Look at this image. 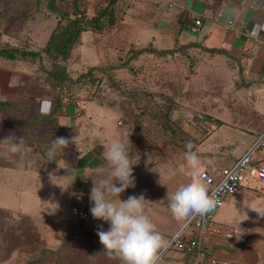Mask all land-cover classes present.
I'll return each instance as SVG.
<instances>
[{
	"label": "rangeland",
	"instance_id": "obj_1",
	"mask_svg": "<svg viewBox=\"0 0 264 264\" xmlns=\"http://www.w3.org/2000/svg\"><path fill=\"white\" fill-rule=\"evenodd\" d=\"M108 3V0L77 1L87 29L81 33L70 57L59 61L66 67L71 80L58 85L47 74L53 68V59L42 50L47 31L53 20L58 22L60 11L50 10V0H0V16L6 20L4 30L9 35L8 43L41 53L40 58L29 59L31 71L23 78V90L18 97L19 112L29 115L39 112L40 108L34 103L42 99L53 103L57 93V96L61 95L63 104L58 115L67 113L70 128L64 127L63 123L57 131L48 126L41 127L44 128L40 130L42 138H78L80 129L84 130L87 125L88 128L95 127L93 132L99 151L103 148L100 139L105 143L115 138L129 139L133 170L146 173L147 182L150 171L145 167V153H148L153 157L152 164L161 172V176L158 172L151 173L158 175L157 181L161 184L158 191L163 199L146 200L145 208L170 210L165 191L173 183L176 190L183 176L178 174L169 179L166 170L168 166L187 169L183 156L186 142H192L193 151L201 160V168L206 167L218 180L221 177L218 169L223 167L222 163L229 161L234 156V150L240 148L235 143L238 135H248L249 138L254 133V141L258 138L256 127L264 125V89L256 87L255 81L249 80L235 62L200 48H185L176 43L168 49V53L143 52L129 59L131 51L152 46V41L147 36H136L134 41L138 42H130L118 30L128 17L147 21V27L152 29L154 12L147 3L144 4L145 1L120 0L112 5L116 20L114 25L110 26L104 16V26L100 30L92 29L89 25L91 19ZM55 4L72 15L74 0H55ZM124 61L127 62L125 66L112 67ZM92 66L96 69L92 74H86ZM10 111L3 113L9 114ZM3 113H0V139L14 132L23 137L24 143L22 154L17 156L0 147V168L11 171L15 160L22 158L26 162L39 158L57 159L58 163L71 151L76 154L83 152L69 143L67 147L71 149L57 148L50 159L48 150L38 151L36 143L26 141L27 133L39 129L41 123L25 125L26 121ZM34 139L39 138L34 136ZM257 154L253 159L261 162ZM61 164H57V173H66L71 168L66 163ZM45 169L49 170L48 167ZM105 173L102 174L105 176ZM244 185L247 187L235 194L242 195L241 199H236L231 206L225 201L215 219L220 224L249 226L250 233L259 229L263 231L259 233L264 234V217H259L248 208L252 203L264 206V184L250 182ZM206 188L209 190L210 187ZM253 190L255 192L250 193ZM234 216L242 219L247 216L249 221L233 220ZM174 219V222L180 220L175 216ZM78 243L77 247H84L85 242ZM172 252L174 250H168L163 258ZM81 257L90 258L85 254Z\"/></svg>",
	"mask_w": 264,
	"mask_h": 264
},
{
	"label": "crops",
	"instance_id": "obj_2",
	"mask_svg": "<svg viewBox=\"0 0 264 264\" xmlns=\"http://www.w3.org/2000/svg\"><path fill=\"white\" fill-rule=\"evenodd\" d=\"M142 1L154 12V27L150 29L147 27V21H136L128 17L118 30L121 35H126L128 41L138 42L134 41L136 36H147L158 50L169 49L176 43L179 46L193 44L194 48L200 49H220L222 53L214 54L235 62L249 80L255 81L256 87L264 89V0ZM196 18L200 19V25L194 23ZM56 24L57 19L53 20L47 31L45 44ZM5 26L6 20L0 16V47L13 46L8 43L9 35L4 30ZM30 71L29 59L0 57V101L19 105L18 97L21 96L22 84L25 81L23 78ZM42 100L46 101L44 105ZM42 100L34 103L40 111L32 115L15 111L6 114L26 121L25 125H28L34 116L47 114L52 109V101ZM0 113L3 111L0 110ZM67 118L69 119L67 113H56L48 121L41 123L39 129L28 132L26 141L36 143L38 151L49 150L53 138H42L40 130L44 128L41 127L48 126L57 131V127L63 123L64 127L70 128ZM94 128L85 125V129H80L78 138H75L77 144L73 143V146L83 151L80 154L71 151L69 156L62 158L58 163L57 159L49 161L39 158L27 162L23 158L19 159L20 161L16 159L11 171L0 168V264H123L118 257L114 254L110 256L103 249L96 235L98 225L103 224L105 230L109 225L94 219L89 211V194L92 187L90 175L106 172L107 176L110 171L102 156L104 148L98 150L100 148L95 141ZM256 130L258 131L255 133L259 136L264 130V125L256 127ZM253 135L249 138L248 135H238L235 143L239 144L240 148H233L234 156L222 163V166L233 164L254 142ZM34 136L39 139H34ZM67 149H71L70 146ZM61 163L70 165L74 171L71 174L69 171L57 173V164ZM47 167L49 170L45 169ZM133 174L136 177L135 188L126 189L120 194V199L126 200L129 195L140 194L151 202L158 198L163 199L158 191L161 184L157 181V174L150 172L146 178L147 182L146 173L144 175L133 170ZM173 185L174 183L165 191V199L167 192H174ZM80 193L83 195L78 198ZM241 196L227 198L226 205L231 206L232 202L240 200ZM75 207L87 211V218L80 219L75 216L72 212ZM145 213L150 216L165 242L179 232L189 219L179 218L180 220L174 222L171 210L161 208H145ZM244 218L234 216L232 219L245 223L246 220L249 221ZM215 222L219 224L217 219ZM234 227L242 231L239 237L229 240L218 235L207 236L202 239L204 248L213 255L230 261V264H264V234L259 233L263 231L257 229V232L250 233L249 226ZM186 233L196 235V229L190 227ZM78 242H85L84 247H77ZM160 250L156 264H195L192 254L174 250L164 259L165 254L161 255ZM84 254L90 258L83 259L81 256Z\"/></svg>",
	"mask_w": 264,
	"mask_h": 264
},
{
	"label": "clouds",
	"instance_id": "obj_3",
	"mask_svg": "<svg viewBox=\"0 0 264 264\" xmlns=\"http://www.w3.org/2000/svg\"><path fill=\"white\" fill-rule=\"evenodd\" d=\"M23 143V137L14 132L0 139V147L13 156L22 154ZM69 143H76L75 137L71 140L66 137L53 139L47 155L51 159L57 148L65 149ZM99 143L104 148L102 156L110 169L107 176L99 173L90 175L92 187L89 194V211L94 219L109 225L107 230L103 224L97 226L96 235L99 242L110 256L114 254L123 264H156L158 250L165 246V241L150 216L145 213V196L129 195L126 200L120 199L121 193L136 186L131 142L129 139L125 141L115 138L108 143L100 139ZM185 148L183 156L187 169L168 166L166 170L169 179L177 177L178 174L183 176L177 189L167 192L168 206L177 218L205 216L217 207L219 200L208 192L203 182L201 160L197 152L193 151L192 142H186ZM145 156L146 169L158 172L161 176V172L152 164L153 157L148 153H145ZM73 171L74 169L69 168L70 174ZM82 195L83 193H80L78 198ZM248 208L255 211L259 217H264V206L252 203ZM244 219H247V216Z\"/></svg>",
	"mask_w": 264,
	"mask_h": 264
},
{
	"label": "built area",
	"instance_id": "obj_4",
	"mask_svg": "<svg viewBox=\"0 0 264 264\" xmlns=\"http://www.w3.org/2000/svg\"><path fill=\"white\" fill-rule=\"evenodd\" d=\"M194 23L200 25L201 21L196 18ZM262 41L264 43V38ZM256 152H258L257 157L264 161V130L233 164L218 169L221 176L218 180L207 168L201 169L203 182L205 186L210 187L208 192L215 195L219 203L212 212L205 216L194 215L190 217L180 231L165 242V246L160 250L161 255L172 249L192 254L195 264H230L228 260L219 258L206 250L202 244V239L207 236L218 235L232 240L242 233L234 226L216 223L215 216L225 200L234 196L244 186V183L254 181L264 184V163L253 159ZM72 212L80 219H85L88 216L87 211L76 207L73 208ZM190 227L196 229V235H186V231Z\"/></svg>",
	"mask_w": 264,
	"mask_h": 264
},
{
	"label": "trees",
	"instance_id": "obj_5",
	"mask_svg": "<svg viewBox=\"0 0 264 264\" xmlns=\"http://www.w3.org/2000/svg\"><path fill=\"white\" fill-rule=\"evenodd\" d=\"M51 1V7L50 10H53V12H56V10L60 11V18L58 19V22L55 26V28L51 31L50 36L46 42V44L43 46L42 52H44L46 55L50 56L53 59V68L51 70L47 71L48 76L53 79L54 83H57L58 85H61L60 83H64L67 80H71L67 74L66 67L59 63L61 60H66L70 57L71 52L74 48V46L79 42L80 35L83 31L87 29V27L83 24V18L82 14L80 12V9L78 8L77 1L74 0V10L72 12V15L69 14L65 10H61V8H58V6L55 4V0ZM109 3L105 6H103L100 9V13L97 14V16L93 17L91 19V22L89 25L92 29L100 30L104 26V19L103 17L106 16L108 19V24L110 26L114 25L115 23V14H114V7L112 5L116 4L120 0H108ZM195 45L189 44L181 47L189 48L194 47ZM203 50L210 52V53H222V50L217 48H204L201 47ZM132 54L129 59H132L138 54H141L143 52H156L157 54H165L168 53V49L164 50H158L153 45L149 47L143 46L142 48L131 51ZM0 57L6 58V59H34V58H40L41 53L38 50H30L27 48H22L21 46H9L4 45L0 47ZM126 61L123 63H120L116 66L112 67H122L126 65ZM93 69H96V67L92 66L90 67L86 74H92ZM85 73L81 74L80 76L84 75ZM53 88H56L55 84L52 83ZM53 107L47 114L37 115L34 116L30 122L34 124H40L43 122L48 121L53 115L57 113L59 114V111L62 109V97L61 95L57 96V93L54 94L53 97ZM19 107L17 104H14L10 101H0V110L2 111H10V110H17L19 112Z\"/></svg>",
	"mask_w": 264,
	"mask_h": 264
}]
</instances>
